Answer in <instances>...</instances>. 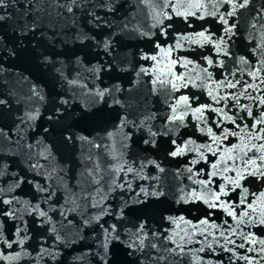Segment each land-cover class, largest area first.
Listing matches in <instances>:
<instances>
[{
  "label": "water",
  "instance_id": "obj_1",
  "mask_svg": "<svg viewBox=\"0 0 264 264\" xmlns=\"http://www.w3.org/2000/svg\"><path fill=\"white\" fill-rule=\"evenodd\" d=\"M77 2L0 6V264H264V0Z\"/></svg>",
  "mask_w": 264,
  "mask_h": 264
},
{
  "label": "snow or ice",
  "instance_id": "obj_2",
  "mask_svg": "<svg viewBox=\"0 0 264 264\" xmlns=\"http://www.w3.org/2000/svg\"><path fill=\"white\" fill-rule=\"evenodd\" d=\"M229 2L231 3L232 0H229ZM117 3V0H107V2L105 3H102L101 4V7H105L108 9V11H114V6L115 4ZM249 4V0H235V7H238V8H244V7H247ZM68 12H72L73 10V7H79L80 4L77 2V0H68ZM0 6H5V0H0ZM229 15H231V13H229ZM4 17L3 16H0V20H3ZM95 20L96 21H101L103 22L104 21V18L101 17V16H95ZM111 25H109L110 27ZM226 32L230 31L229 29H225ZM201 36H203L204 34L203 33H200ZM77 39L81 42V43H84L85 41H94L95 43L99 44V45H102V47L104 48V50L106 52H109L112 47H113V44L115 43L116 41V34L115 33H111V34H108L106 35L103 39H100V40H97V38L95 36H91V35H88V34H84L83 36L77 34ZM4 47V42H3V38L0 37V48H3ZM10 52L12 55H15V50H12L10 49ZM142 59H145V60H148V59H152V60H155L156 57L155 56H151L149 57L148 55L144 54L141 56ZM42 63L44 62H50V57L48 56H45L43 58V60L41 61ZM117 67L119 68V65H115L114 63H109L106 67L108 70H111L113 67ZM120 71H124L125 69L123 68H119ZM161 83H163V81H161ZM114 88H116L117 91H119V87L118 85H113ZM172 87L175 89L176 88V85L173 84ZM105 93H108L109 95H112L111 93V90L110 89H104L102 92H98L97 93V96L99 97H103ZM184 100H187V97H183ZM112 102L113 104H120V100L117 99L115 96H112ZM7 102L3 99H0V105H5ZM67 105H69V100L67 99H63L62 97L58 99L57 101V105L54 107V113H56V118L57 120H62L64 117H63V113H60V107H63L64 108V112H67L68 111V108H67ZM122 106V105H121ZM171 111H172V115L168 116L167 119L169 122H175L177 120H182L183 117L182 116H179L176 114V109L175 107H173L172 105H169ZM34 118V117H33ZM51 119V117H50ZM234 122V121H233ZM121 123H124V120L121 119ZM257 123H264V120H258ZM68 131H70L69 129H66ZM157 135V133L155 132H152L150 133V137H149V140H146L145 143L148 144V143H151L153 147H155L156 145V140L154 139V137ZM67 140H72L73 139V136L71 134H69L67 137H66ZM173 144H175V141H172ZM180 151H183V149H177V150H174V151H169L168 152V155L170 156H176L178 155V153ZM156 167H159V165H156ZM250 174L252 175H255L257 177H264V171L260 170V166H256V169L255 171L251 172ZM244 176L243 174L241 173H237V178L232 180L231 183L233 184H239V180L243 179ZM226 194V193H225ZM146 196L148 195L147 193L145 194ZM151 195L153 197H160L163 195L162 192H159V191H154L151 193ZM215 200H219V196L215 197ZM5 203H8V201H5ZM207 203V201H206ZM210 207H218L219 205L216 204V203H211L209 204ZM41 215H43V213H41ZM170 219V218H169ZM143 228H144V225L141 224L140 225V231L143 232ZM153 247H155V245H152ZM179 247V246H178ZM133 253H130V255H132Z\"/></svg>",
  "mask_w": 264,
  "mask_h": 264
}]
</instances>
